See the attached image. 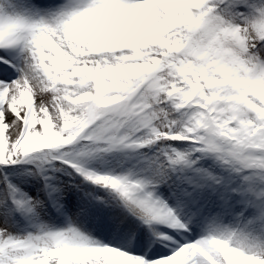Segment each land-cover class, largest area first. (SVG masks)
<instances>
[{
    "label": "snow or ice",
    "instance_id": "1",
    "mask_svg": "<svg viewBox=\"0 0 264 264\" xmlns=\"http://www.w3.org/2000/svg\"><path fill=\"white\" fill-rule=\"evenodd\" d=\"M0 264H264V0H0Z\"/></svg>",
    "mask_w": 264,
    "mask_h": 264
}]
</instances>
